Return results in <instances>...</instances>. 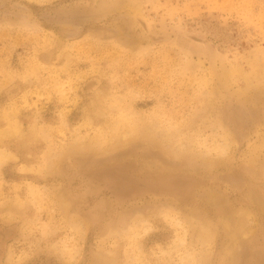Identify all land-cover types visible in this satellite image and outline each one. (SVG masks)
Listing matches in <instances>:
<instances>
[{"label": "rangeland", "instance_id": "374dc122", "mask_svg": "<svg viewBox=\"0 0 264 264\" xmlns=\"http://www.w3.org/2000/svg\"><path fill=\"white\" fill-rule=\"evenodd\" d=\"M0 264H264V0H0Z\"/></svg>", "mask_w": 264, "mask_h": 264}, {"label": "bare ground", "instance_id": "6f19581e", "mask_svg": "<svg viewBox=\"0 0 264 264\" xmlns=\"http://www.w3.org/2000/svg\"><path fill=\"white\" fill-rule=\"evenodd\" d=\"M208 46V45H207ZM204 49V48H203Z\"/></svg>", "mask_w": 264, "mask_h": 264}]
</instances>
